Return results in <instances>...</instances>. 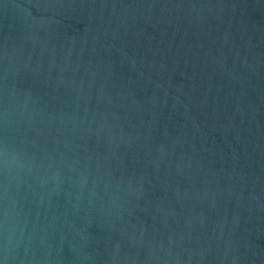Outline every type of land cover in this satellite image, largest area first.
<instances>
[{
  "label": "water",
  "instance_id": "1",
  "mask_svg": "<svg viewBox=\"0 0 264 264\" xmlns=\"http://www.w3.org/2000/svg\"><path fill=\"white\" fill-rule=\"evenodd\" d=\"M0 264H264V0H0Z\"/></svg>",
  "mask_w": 264,
  "mask_h": 264
}]
</instances>
